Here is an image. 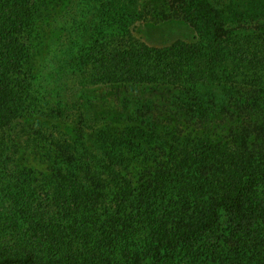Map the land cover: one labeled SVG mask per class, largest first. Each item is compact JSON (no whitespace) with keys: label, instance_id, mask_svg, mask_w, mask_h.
I'll use <instances>...</instances> for the list:
<instances>
[{"label":"trees","instance_id":"1","mask_svg":"<svg viewBox=\"0 0 264 264\" xmlns=\"http://www.w3.org/2000/svg\"><path fill=\"white\" fill-rule=\"evenodd\" d=\"M91 1L99 15L85 21L81 11L74 30L63 29L74 38L67 67L91 66L102 84L155 96L178 88L201 111L214 107L206 95L240 88L262 112L264 43L247 45L233 30L262 15L264 0H168L159 24L126 9L130 0ZM45 9V0H0V264H264V122L227 141L170 134L168 167L132 182L126 168L164 136L131 116L88 145L83 107L77 122L71 98L48 97L37 81ZM161 26L182 32L161 44L143 36Z\"/></svg>","mask_w":264,"mask_h":264},{"label":"rangeland","instance_id":"2","mask_svg":"<svg viewBox=\"0 0 264 264\" xmlns=\"http://www.w3.org/2000/svg\"><path fill=\"white\" fill-rule=\"evenodd\" d=\"M45 1L48 4V9L42 12L40 19L41 25L44 26V43L35 57L37 81L39 86L49 94L48 97L67 95L71 98V103L75 105L72 118L77 122L80 119V106L83 107L81 119L85 129L82 130V136L88 145L93 146L94 135L97 130L107 127L119 129L133 124L130 119L131 116H134L133 120L138 125L159 128L158 131L164 136L154 139L153 155L141 157L126 168L133 176L128 177L133 179L132 182H138L140 178L152 176L157 171L168 167V147L173 144L168 140L167 145L164 140L170 139V134H173L172 142L175 135L185 138L227 141L230 140L233 131L239 132L242 128L246 131L247 125H259L264 122V103L258 102L262 112L254 115V110L248 107L253 105L255 98L251 92L247 93L240 88L234 93L226 95V98L224 96L221 99L219 97L215 99L214 95H206L207 101L210 99L212 101L210 106L213 105L214 107L201 111L199 109L193 110L194 105L186 102L185 98L179 100L178 96L184 93L178 88L169 87L164 93L155 96L151 95L148 90L135 89L129 84L112 86L102 84L98 79H93L97 76L91 66L76 64L77 62H75V64L67 67L64 62L71 51L72 43L70 42L74 38L70 37L69 33L63 32V29L68 28V30L73 31L76 22L80 19L77 14L81 11L84 20L88 19L92 22L93 17L99 15L98 3L93 1L83 3V0ZM125 1L123 0L121 3ZM167 2L168 0H130L131 6L126 7V9L140 12L141 19L143 12H145L144 19L151 20L149 21L150 24H154V21L157 20V24H159L163 15L168 14L165 12ZM245 2L248 8L252 0H245ZM254 15L253 13L248 14L247 21L244 24L238 23L239 27L232 30L245 39L243 41L245 44L250 45L252 43L255 46H260L264 43V13L257 17ZM166 29L161 26V28L154 30V33L152 29H144L143 36L153 37L154 39H151L154 43L161 44L179 37L180 31L182 32L177 26H169ZM202 92L207 94V91ZM215 92L223 94V91L220 90ZM206 102L204 106L207 108ZM149 105L152 106L150 112L147 110ZM249 139L253 146L261 143L260 139H256L254 135H250ZM249 145L248 143V148ZM34 156L37 158V155ZM43 168H46V165L43 164ZM122 176L124 178V175ZM104 189L110 201L116 200L117 191L114 184L105 183ZM142 263L152 264L148 258H144ZM181 264L218 263L213 259H208L205 261H187Z\"/></svg>","mask_w":264,"mask_h":264}]
</instances>
